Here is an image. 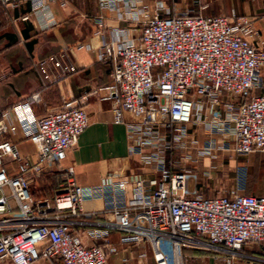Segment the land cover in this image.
<instances>
[{"label":"built area","instance_id":"built-area-1","mask_svg":"<svg viewBox=\"0 0 264 264\" xmlns=\"http://www.w3.org/2000/svg\"><path fill=\"white\" fill-rule=\"evenodd\" d=\"M144 1L97 0L93 20L100 33L105 11L141 25L135 39L113 30L98 58L113 63L108 98L116 123L126 126L130 154L158 177L112 174L97 186L78 183L75 166L66 160L89 126L87 97L68 99L42 116L28 105L0 111V261L108 264L107 230L89 232L104 246L86 245L71 230V218L97 215L83 209L95 199L104 200L117 218L121 241L147 244L157 264H185L184 251L201 247L236 256L247 244L264 245V196L245 193L246 166L238 167L226 194L206 196L197 185L189 186L202 165L210 176L224 157L264 152V42H251L254 20L206 15L203 0H193L185 10L158 0L151 15ZM57 2L67 4L0 0L13 8L29 3L35 14L47 13ZM51 63L60 66L55 59L45 61L43 72ZM12 113L35 147V161L7 138L16 131ZM7 158L17 163L16 175L9 174ZM53 176L60 178L59 187L51 198L38 199L34 183Z\"/></svg>","mask_w":264,"mask_h":264},{"label":"crops","instance_id":"crops-1","mask_svg":"<svg viewBox=\"0 0 264 264\" xmlns=\"http://www.w3.org/2000/svg\"><path fill=\"white\" fill-rule=\"evenodd\" d=\"M65 1L66 6L57 2L42 14L33 13L29 3L19 8L0 3V111L10 112L18 105H28L36 116H42L68 99L87 97L84 106L89 126L66 160V165L75 166L78 183L97 186L112 174L121 178H157L152 167L144 166L138 156L130 154L126 126L116 123L113 101L108 98L114 84L113 63L98 58L103 42L111 38L113 30H122L128 39H135L141 32V25L121 20L115 11H105L104 30L100 33L93 20L99 14L97 0ZM156 1H144L151 15L155 14ZM164 1L170 5L176 2L181 10L193 6V0ZM203 5L206 15L253 19L256 34L251 42L255 45L264 42V0H203ZM51 59L57 60L60 66L51 63L43 72L41 63ZM11 116L15 120L13 113ZM15 124L16 131L10 132L7 138L18 145L22 156L35 161V147L24 136L20 123L16 121ZM228 163H233L235 179L238 167H247L246 194L264 196V152L230 159ZM217 164V171H220L224 159ZM6 168L10 175H16L17 163L13 159H6ZM47 181V177L36 180L33 185L36 197L45 193ZM195 185L193 181L189 184L191 189ZM83 209L85 213L97 215L71 218V230L80 235L86 245H102L89 232L107 230L108 247L112 250L108 264H157L147 244L121 241L124 232L115 226L117 218L106 209L104 200L86 201ZM206 250L214 252L213 257L221 260V264H264L262 244H247L236 256L220 249ZM189 251H184L185 264L190 263ZM0 264L13 263L6 260ZM37 264L62 263L42 258Z\"/></svg>","mask_w":264,"mask_h":264},{"label":"rangeland","instance_id":"rangeland-1","mask_svg":"<svg viewBox=\"0 0 264 264\" xmlns=\"http://www.w3.org/2000/svg\"><path fill=\"white\" fill-rule=\"evenodd\" d=\"M230 160L229 157H224V166L220 169V171L213 172L210 176L204 175V170L208 166L202 165L197 168L195 173H197L198 177L196 182H194L200 192H202L206 196H212L216 194H226L232 190L235 178H234V167L231 166L233 163H228ZM199 169V170H198ZM53 196L52 190H47L43 195L38 196V199L41 198H51ZM206 249L207 247H201L199 250L193 251L190 250L187 253V256L190 257L189 264H221V260L214 258V252H209ZM188 251V250H187ZM217 260H214V259Z\"/></svg>","mask_w":264,"mask_h":264},{"label":"trees","instance_id":"trees-1","mask_svg":"<svg viewBox=\"0 0 264 264\" xmlns=\"http://www.w3.org/2000/svg\"><path fill=\"white\" fill-rule=\"evenodd\" d=\"M46 189L52 190L53 192L59 187L60 178L58 176L47 177Z\"/></svg>","mask_w":264,"mask_h":264}]
</instances>
